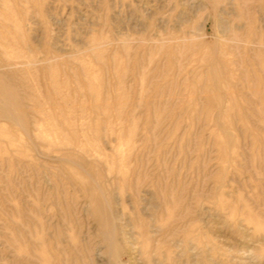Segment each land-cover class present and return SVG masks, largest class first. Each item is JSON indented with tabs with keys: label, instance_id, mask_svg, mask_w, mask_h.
<instances>
[{
	"label": "rangeland",
	"instance_id": "374dc122",
	"mask_svg": "<svg viewBox=\"0 0 264 264\" xmlns=\"http://www.w3.org/2000/svg\"><path fill=\"white\" fill-rule=\"evenodd\" d=\"M0 264H264V0H0Z\"/></svg>",
	"mask_w": 264,
	"mask_h": 264
},
{
	"label": "bare ground",
	"instance_id": "6f19581e",
	"mask_svg": "<svg viewBox=\"0 0 264 264\" xmlns=\"http://www.w3.org/2000/svg\"><path fill=\"white\" fill-rule=\"evenodd\" d=\"M253 2V1H252Z\"/></svg>",
	"mask_w": 264,
	"mask_h": 264
}]
</instances>
